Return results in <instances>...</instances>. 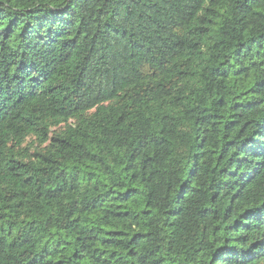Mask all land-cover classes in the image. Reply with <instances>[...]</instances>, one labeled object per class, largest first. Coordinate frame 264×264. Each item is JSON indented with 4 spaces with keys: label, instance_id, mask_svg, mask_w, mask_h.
<instances>
[{
    "label": "trees",
    "instance_id": "trees-1",
    "mask_svg": "<svg viewBox=\"0 0 264 264\" xmlns=\"http://www.w3.org/2000/svg\"><path fill=\"white\" fill-rule=\"evenodd\" d=\"M0 264H264V0H0Z\"/></svg>",
    "mask_w": 264,
    "mask_h": 264
}]
</instances>
